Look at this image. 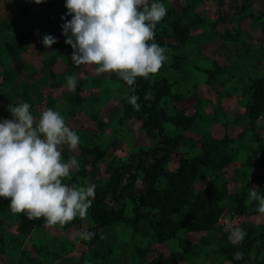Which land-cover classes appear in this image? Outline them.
Instances as JSON below:
<instances>
[{
  "label": "rangeland",
  "instance_id": "1",
  "mask_svg": "<svg viewBox=\"0 0 264 264\" xmlns=\"http://www.w3.org/2000/svg\"><path fill=\"white\" fill-rule=\"evenodd\" d=\"M162 2L168 9L164 23L177 22L186 29L178 39L167 28L159 45L168 59L151 74L170 82V94L161 101L166 131L176 147L168 154L166 171L176 169L181 153L207 159L192 187H216L222 195L225 207L214 230L181 231L177 238L159 241L147 222L132 225L135 202L127 197L121 217L89 246L90 240L80 236L92 227L88 214L64 226L50 225L43 218L29 220L25 213L11 212L9 200L0 198V264H162L175 253L186 256L179 264H233L219 250L229 224L242 228L249 223L264 235V214L248 198L252 187L264 183V117L246 119L243 92L250 77L264 75V0H250L245 8L244 0ZM64 5L65 0H0V119H12L9 107L23 102L37 117L48 108L59 111L81 138L76 150L63 148V158L75 156L80 169L62 182L100 185L132 152L155 146L157 139H150L140 118L125 117L130 88L115 73L72 64V48L61 34ZM45 34L57 42L45 47ZM69 75L77 78L75 92L65 86ZM92 147L105 150V156L86 155L84 149ZM145 187L136 184L137 192ZM237 200L244 211H235ZM182 237L189 242L188 253ZM259 246L251 261L264 264V241Z\"/></svg>",
  "mask_w": 264,
  "mask_h": 264
},
{
  "label": "clouds",
  "instance_id": "2",
  "mask_svg": "<svg viewBox=\"0 0 264 264\" xmlns=\"http://www.w3.org/2000/svg\"><path fill=\"white\" fill-rule=\"evenodd\" d=\"M64 6L61 34L72 48V64L95 65L97 73H115L132 87L138 77L148 79L157 73L168 59L166 49L155 42L156 25L168 13L162 0H65ZM56 42L51 34L42 37L45 47ZM65 86L75 92L77 78L67 76ZM128 100L139 110L137 95ZM30 108L28 102L19 103L9 107L12 119H0V198L9 200L11 212L25 213L29 220L43 218L47 224L64 226L87 216L96 185L62 182L80 169L75 156L63 158V148L76 150L81 138L59 111L48 108L37 117ZM248 198L264 214V193L252 187ZM226 230L233 245L247 235L231 224ZM94 235L80 233L84 240ZM234 258L243 259V253L236 252Z\"/></svg>",
  "mask_w": 264,
  "mask_h": 264
},
{
  "label": "trees",
  "instance_id": "3",
  "mask_svg": "<svg viewBox=\"0 0 264 264\" xmlns=\"http://www.w3.org/2000/svg\"><path fill=\"white\" fill-rule=\"evenodd\" d=\"M249 1L244 0L243 8ZM164 21L163 18L156 25L155 42L159 44L164 35H168V27L173 29L178 39H182L186 29L177 22L165 24ZM121 82L129 87L123 80ZM129 88L130 96L139 97L137 102L140 108L137 110L129 103L124 108L125 117L140 118L146 134L150 139L156 138L157 144L132 152L126 161L114 168L111 177L105 183L96 185L95 199L88 210L92 221L89 231L95 233L88 243L89 246L96 244L106 225L121 217L127 205V197L135 202L132 208L134 214L132 225L136 227L141 221L147 222L159 241L177 238L181 231L183 233L200 230L212 232L216 220L225 207L222 195L216 187L207 186L198 190L192 187L201 166L206 164L207 159L181 153L176 169L170 173L166 171L168 154L176 147L175 140L166 131L164 123L166 110L162 107L164 103L161 101V98L170 94V82L166 77L150 75L148 79L138 77L135 85ZM243 88L246 95V119L252 122L264 117V75L250 77ZM146 95L150 98L145 99ZM84 152L96 159L105 156L106 153L99 147L85 148ZM262 159L264 161V153ZM140 182L146 187L137 192L136 184ZM160 183L163 187L158 186ZM258 191L264 193V183ZM254 204L257 208L256 201ZM2 210L3 207L0 211ZM244 210L245 205L242 200H237L235 211ZM242 228L246 230L247 235L239 245H233L228 238L229 234L223 233L219 240V250L233 264H246L247 260H250L249 264H263L261 261L257 262V259L254 262L251 259L255 253L260 252L259 242L264 241V235H258L256 228L249 223ZM180 242L184 252L188 253L190 247L187 238L182 237ZM238 251L243 253L241 260L234 258V254ZM22 252L25 253L24 250ZM185 259L183 253H175L169 259H164L162 264H179Z\"/></svg>",
  "mask_w": 264,
  "mask_h": 264
}]
</instances>
